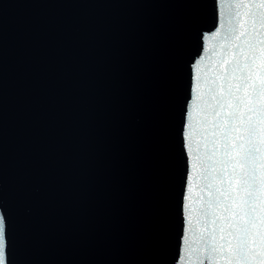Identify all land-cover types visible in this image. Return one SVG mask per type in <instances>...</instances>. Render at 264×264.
Returning <instances> with one entry per match:
<instances>
[{"label":"water","instance_id":"95a60500","mask_svg":"<svg viewBox=\"0 0 264 264\" xmlns=\"http://www.w3.org/2000/svg\"><path fill=\"white\" fill-rule=\"evenodd\" d=\"M241 2L0 0L6 264H207L204 78Z\"/></svg>","mask_w":264,"mask_h":264},{"label":"snow or ice","instance_id":"6c2138e0","mask_svg":"<svg viewBox=\"0 0 264 264\" xmlns=\"http://www.w3.org/2000/svg\"><path fill=\"white\" fill-rule=\"evenodd\" d=\"M227 7L223 31L213 33L217 67L204 78V143L212 148L193 163L206 189L194 251L207 264H264V0Z\"/></svg>","mask_w":264,"mask_h":264},{"label":"clouds","instance_id":"9594fccd","mask_svg":"<svg viewBox=\"0 0 264 264\" xmlns=\"http://www.w3.org/2000/svg\"><path fill=\"white\" fill-rule=\"evenodd\" d=\"M5 221L3 216H0V264H6L5 257Z\"/></svg>","mask_w":264,"mask_h":264}]
</instances>
